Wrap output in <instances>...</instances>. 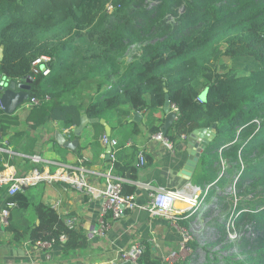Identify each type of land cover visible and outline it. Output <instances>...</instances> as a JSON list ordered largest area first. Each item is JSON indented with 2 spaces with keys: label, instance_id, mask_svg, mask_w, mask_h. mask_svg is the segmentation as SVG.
<instances>
[{
  "label": "trees",
  "instance_id": "16d2710c",
  "mask_svg": "<svg viewBox=\"0 0 264 264\" xmlns=\"http://www.w3.org/2000/svg\"><path fill=\"white\" fill-rule=\"evenodd\" d=\"M0 48V75L28 86L29 100L41 101L30 111L36 120L32 129L46 120H58L66 129L76 126L79 111L70 110L76 99H82L79 109L89 119H100L121 107L158 112L166 95L178 109L177 119L166 131L162 124L150 127L151 134L172 141L215 125L216 136L201 153L192 181L203 193L208 188L206 201L214 197L218 212L228 209L225 221L242 236L237 253L221 260L206 253L203 264H264V0H0ZM41 56L50 59L46 78L30 72ZM17 124L0 109V139ZM35 143L30 141L34 149ZM7 145L14 149L12 139ZM113 153L111 174L119 178L130 171L135 180L137 153L125 161L124 152ZM5 164L17 169L14 159L0 153V172ZM151 164L146 156L144 167ZM232 177L237 180L224 194ZM120 184L123 196L134 195L133 185ZM30 186L13 196H7L6 186L0 189L8 211L5 231L13 242L36 247L56 240L53 246L64 258L86 251L80 222L68 229L67 217L36 201ZM228 197L236 203L223 204ZM32 206L38 223L26 218ZM181 217L178 225L188 228ZM61 235L66 242L57 241ZM142 246L136 264H170L157 258L150 244Z\"/></svg>",
  "mask_w": 264,
  "mask_h": 264
},
{
  "label": "crops",
  "instance_id": "0c3cea01",
  "mask_svg": "<svg viewBox=\"0 0 264 264\" xmlns=\"http://www.w3.org/2000/svg\"><path fill=\"white\" fill-rule=\"evenodd\" d=\"M81 103L82 99H76L74 108L70 110H78ZM67 104L65 102L64 105L68 110ZM32 108L34 107H29L27 102L19 107L12 115L18 119V124L11 127L8 134L0 139V153H7L9 159H14L18 169L5 164L2 172L18 177L19 172L28 170L23 161L28 159L33 170H28L26 176L39 175L30 186L34 189L35 200L53 209L61 217L77 218L87 236L88 247L86 251L77 252L68 258L63 257L60 247H53L48 253H44L26 241L13 242L12 235L5 231L0 221V264H133L122 261L120 254L134 244H150L157 258L171 264V255H177L181 236L170 226L168 218L151 215L146 210L150 194L161 190L183 191L189 185L198 188L200 192L202 190L192 181L199 160L189 181L180 174L188 158L187 138L172 140V151L152 139L153 134L149 132V128L164 124L163 111L140 113L121 107L119 111L107 112L98 123L87 125L79 137L76 150L70 151L57 143L56 134L61 135L66 142L75 140L73 130L79 125L80 117L86 116L85 112L79 109L78 124L68 129L61 126L58 120H46L32 129V120L36 121L34 117H30ZM134 113H138V116L134 117ZM102 135H108L117 142L113 152H124L121 154L122 159L134 151L137 153L133 163L139 168L135 180L130 179V171H124L123 177L112 175V178L119 183L133 185L134 202L142 208L125 212L121 219L109 220L110 230L104 238L95 235L101 199L89 189L80 192L64 180L72 179L80 170L88 188L104 190L111 160L106 157L108 148L99 141ZM10 139L14 142V149L7 145ZM32 139L36 142L35 149L30 146ZM6 145L7 149L1 148ZM140 154L144 163L148 156L152 164L148 167L140 165ZM3 203L4 198L0 199V213L4 209ZM175 207L183 210L186 208L182 204H176ZM193 216L189 212L181 218L189 226ZM26 218L29 223H38L33 206L27 210ZM47 255L49 259L46 258Z\"/></svg>",
  "mask_w": 264,
  "mask_h": 264
},
{
  "label": "built area",
  "instance_id": "2783aa9c",
  "mask_svg": "<svg viewBox=\"0 0 264 264\" xmlns=\"http://www.w3.org/2000/svg\"><path fill=\"white\" fill-rule=\"evenodd\" d=\"M110 7V6H108ZM111 8V7H110ZM30 72L33 76L38 77H48L50 75V59L46 56H41L35 59L31 63ZM45 101H48L49 98L45 97ZM29 107H38L41 105L39 99H30L28 102ZM0 109L1 104H0ZM170 111L175 114V120L178 116V109L174 106H170ZM181 139H185V136H181ZM154 141L160 142L166 149L172 151L174 146L172 142L167 139L162 133H157L152 135ZM99 141L107 148L110 149L109 158L111 160V165L108 168L106 173V186L104 190H92L88 188L84 181V174L79 170V174L74 176L72 179H64L68 181L75 189L78 191H83L89 189L96 196L101 199L100 213L98 215V227L95 230V235L104 238L106 233L110 230L109 220H118L121 219L125 212L133 211L138 207L133 199V196H123L121 184L117 181H114L112 178V163L114 162V153L113 150L116 149L117 142L107 135H102L99 138ZM138 161L140 165L144 164V158L140 154L138 156ZM82 163V162H81ZM39 178V175L34 177L25 176L23 178L17 177L12 174H6L0 172V189L7 187V196H13L17 192H21L24 188L32 185L34 181ZM205 193H201L198 188L193 186H188L183 191L178 190H161L155 193L150 194V200L146 207V210L155 216L166 217L169 220L170 226L177 231L181 236V241L179 244L180 250H184L187 245L192 241V232L188 228L180 227L178 225L179 218L182 215H187L189 212L191 214L201 213L205 207ZM176 204L185 205V210L177 209ZM142 209V208H140ZM109 216V217H108ZM8 211L3 209L0 213L1 224L5 227L7 225ZM110 218V219H109ZM77 223V218L67 217L65 219V225L68 229H73ZM67 238L65 235L59 236L57 239L58 242L64 243ZM56 240H51L50 242H37L35 246L42 250L44 253H48L54 246ZM144 247L140 244H134L131 248L126 251H123L120 254V259L122 261L130 262L136 264L137 259L143 253ZM176 256L175 254L171 255V258ZM49 259V256H46Z\"/></svg>",
  "mask_w": 264,
  "mask_h": 264
},
{
  "label": "rangeland",
  "instance_id": "374dc122",
  "mask_svg": "<svg viewBox=\"0 0 264 264\" xmlns=\"http://www.w3.org/2000/svg\"><path fill=\"white\" fill-rule=\"evenodd\" d=\"M149 3L150 1H147V4ZM108 12H111L110 7H108ZM74 111L78 112L77 109ZM223 165L225 169V166L227 167V165H225V162L223 163ZM232 178V185L231 183H229L222 188L224 194L230 192V188L237 180V177ZM201 190V193H203L202 186ZM205 190L207 191L208 188H206ZM235 193L236 191L232 189L231 196H234ZM227 202H233L234 204L236 203V201H233L231 197H228V199H226L223 204L226 205ZM216 203L217 200L213 197L212 199L205 201L203 212L194 214L188 226V229H190L192 232L191 242L196 244L195 248L192 249L191 247H189V245H187L184 250H180L179 248L177 255L171 258L173 260L171 264H175L179 260L182 262L188 260V264H203L206 253L209 256L216 255L221 260L222 256H226L227 254H231L233 252H238V250L235 249L237 248V245L235 243H239L242 233H239L238 230H232V221H225L228 209L218 212L216 209ZM222 227L225 228V234L220 232L222 230ZM252 238L253 236L251 235L249 242ZM218 241H220V243H218ZM230 244H235L234 248L226 247ZM225 247L227 249H224ZM238 258H242V255H239ZM220 264L224 263L221 262Z\"/></svg>",
  "mask_w": 264,
  "mask_h": 264
},
{
  "label": "water",
  "instance_id": "95a60500",
  "mask_svg": "<svg viewBox=\"0 0 264 264\" xmlns=\"http://www.w3.org/2000/svg\"><path fill=\"white\" fill-rule=\"evenodd\" d=\"M29 87L25 85H19L14 82H9L5 77L0 75V104L3 112L6 115H13L19 107L29 101ZM204 97V95H202ZM165 114V120L162 129L168 130L175 121V114L170 111V104L168 96H165V104L161 109ZM134 117L138 116V113L133 114ZM99 119H88L85 115L80 117L79 125L73 130L75 140L66 142L61 135L56 134V141L63 148L70 151H75L79 137L82 131L88 124H96ZM216 134V127L212 125L209 128H202L194 130L187 137L186 152L188 154L185 166L180 171L181 176L189 181L195 170L196 164L201 156V153L205 148L214 140ZM108 136V135H107ZM110 149H107V158L109 157Z\"/></svg>",
  "mask_w": 264,
  "mask_h": 264
}]
</instances>
